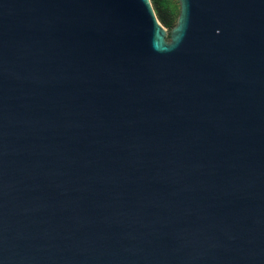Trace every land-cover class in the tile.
I'll return each mask as SVG.
<instances>
[{
  "label": "water",
  "instance_id": "water-1",
  "mask_svg": "<svg viewBox=\"0 0 264 264\" xmlns=\"http://www.w3.org/2000/svg\"><path fill=\"white\" fill-rule=\"evenodd\" d=\"M0 0V264H264V0Z\"/></svg>",
  "mask_w": 264,
  "mask_h": 264
},
{
  "label": "rangeland",
  "instance_id": "rangeland-1",
  "mask_svg": "<svg viewBox=\"0 0 264 264\" xmlns=\"http://www.w3.org/2000/svg\"><path fill=\"white\" fill-rule=\"evenodd\" d=\"M159 23L165 28H172L179 14L178 0H150Z\"/></svg>",
  "mask_w": 264,
  "mask_h": 264
}]
</instances>
